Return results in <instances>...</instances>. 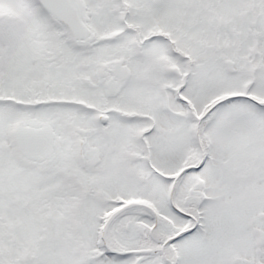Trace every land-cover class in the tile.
Instances as JSON below:
<instances>
[{
	"label": "snow or ice",
	"instance_id": "1",
	"mask_svg": "<svg viewBox=\"0 0 264 264\" xmlns=\"http://www.w3.org/2000/svg\"><path fill=\"white\" fill-rule=\"evenodd\" d=\"M0 264H264V0H0Z\"/></svg>",
	"mask_w": 264,
	"mask_h": 264
}]
</instances>
